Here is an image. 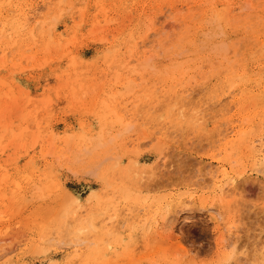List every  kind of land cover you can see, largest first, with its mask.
<instances>
[{
    "label": "rangeland",
    "instance_id": "374dc122",
    "mask_svg": "<svg viewBox=\"0 0 264 264\" xmlns=\"http://www.w3.org/2000/svg\"><path fill=\"white\" fill-rule=\"evenodd\" d=\"M0 95V264H264L262 156L222 148L264 137V0H0Z\"/></svg>",
    "mask_w": 264,
    "mask_h": 264
},
{
    "label": "bare ground",
    "instance_id": "6f19581e",
    "mask_svg": "<svg viewBox=\"0 0 264 264\" xmlns=\"http://www.w3.org/2000/svg\"><path fill=\"white\" fill-rule=\"evenodd\" d=\"M228 3V2H227ZM226 3V4H227ZM226 6V5H225ZM229 6V5H228ZM227 7V6H226ZM221 8V7H220ZM220 8H219V10H220ZM231 9V8H230ZM222 10V9H221ZM224 11V10H223ZM223 13V12H222ZM226 13V12H225ZM228 13V12H227ZM227 13H226V15H227ZM26 15V14H25ZM27 18V17H26ZM223 18V17H222ZM25 20H27V19H25ZM104 22V21H103ZM98 26V25H97ZM148 38V37H147ZM147 38L143 41V42H145L146 40H147ZM139 44V43H138ZM134 47V46H133ZM148 49V48H147ZM113 50V49H112ZM137 51V50H136ZM135 53V52H134ZM139 56V55H138ZM131 57V56H130ZM130 57H128V58H130ZM126 62V61H125ZM98 86V85H97ZM189 86V85H188ZM198 93V92H197ZM97 94V93H96ZM110 94V93H109ZM1 96V95H0ZM97 97V96H96ZM192 97H194V95L192 96ZM99 98V97H98ZM95 100V99H94ZM189 100V99H188ZM188 103V102H187ZM185 104V103H184ZM219 104V103H218ZM182 105V104H181ZM220 105V104H219ZM189 106V105H188ZM198 107V106H197ZM196 107V108H197ZM214 107V106H213ZM210 108V107H209ZM212 108V107H211ZM210 108V109H211ZM194 110H195V114H193V115H191V117H192V119H193V121L195 122V121H199V120H202L201 118L203 117H200L199 116V114H201V113H199V112H201L204 108H202L201 110L199 109V107L197 108V110L195 109V108H193ZM198 109L200 110V111H198ZM213 109V108H212ZM205 110H206V112L208 111L207 109H206V107H205ZM185 110H182L181 108L179 109V112H177V113H179L180 115H182V116H184L185 117V115H187L185 112H184ZM198 111V112H197ZM191 112V111H190ZM205 112V111H204ZM204 114V113H203ZM138 115V114H137ZM202 115V114H201ZM205 115V114H204ZM178 117V116H177ZM190 117V116H189ZM205 117V116H204ZM245 117V116H244ZM170 118V117H169ZM200 118V119H199ZM206 118V117H205ZM246 118H243V121L244 122H246V120H245ZM171 120V119H170ZM204 121H205V119H203ZM202 120V121H203ZM192 121V120H191ZM200 123H201V121H199ZM126 123V122H125ZM200 123H199V125H200ZM205 123V122H204ZM231 123V122H230ZM247 123V122H246ZM129 124V123H128ZM195 124L196 125H198V122H195ZM194 124V125H195ZM251 124V123H250ZM205 125H206V123H205ZM102 126V125H101ZM129 126H130V124H129ZM232 126V125H231ZM234 126V125H233ZM197 127V126H196ZM221 127H222V124H221ZM4 129V128H3ZM230 129V128H229ZM243 129H244V127L243 126H241L238 130H234V133L230 136V138L227 140V142L225 143V145L222 147L223 148V151L224 152H227L228 154H230V153H232L233 154V151L234 150H237L239 147H238V145H240V144H242L243 143V145H241L240 147L243 149H247V151L249 150V154H254V156H257V155H260V156H262V161L260 162V166H259V168H258V172H259V174L260 175H262V176H264V137H262V136H259V137H257V138H250V139H247V140H244V139H242V137H243V135H244V131H243ZM11 130V129H10ZM247 130V129H246ZM250 130H251V128H250ZM221 131V130H220ZM229 132V131H228ZM14 133H16V132H14ZM20 133V132H19ZM22 133V132H21ZM156 133V132H155ZM225 133V132H224ZM245 133H246V131H245ZM253 133V132H252ZM166 134V133H165ZM14 135V134H13ZM43 135V134H42ZM247 135V134H246ZM19 136V135H18ZM223 136V135H222ZM15 138V137H14ZM149 138V137H148ZM222 138V137H221ZM221 138H220V140H221ZM246 139V138H245ZM223 140V139H222ZM243 140V141H242ZM242 142V143H241ZM143 144V143H142ZM141 143H134V142H130V145H133V147H135V146H137V145H142ZM160 146H162L161 144H160ZM122 147H123V145H122ZM141 147V146H140ZM164 147V146H163ZM162 147V148H163ZM138 148V147H137ZM161 148V149H162ZM166 149V148H165ZM164 149V150H165ZM175 149V148H174ZM130 150V149H129ZM139 150V149H138ZM163 150V151H164ZM169 150V149H168ZM134 151H137L136 150V148H134ZM165 151H167V150H165ZM243 151V150H242ZM161 152H162V150H161ZM246 152V151H245ZM219 153V152H218ZM217 153V154H218ZM222 153V152H221ZM176 154H178V153H176V151H173L172 149L171 150H169V151H167L166 153H164V158H166V157H168L169 158V161H170V159L172 158V159H174V157H176ZM214 155V160H213V162L214 163H217L218 165H220V167H221V172H222V177L221 178H219L218 180H216L215 181V186H214V192H217V193H219V195H220V198L222 199V202L224 203V204H226V203H230V198L233 196V194H235V193H237V191H236V189L238 188V185L240 184V182L241 181H243V178H244V180H245V178L246 177H243V174H245V169H242V170H235V171H229L228 170V164L231 162H229V156H227V157H218V155ZM227 154V155H228ZM242 154V153H241ZM163 157V156H162ZM239 157V156H238ZM168 158H167V161H168ZM163 160V159H162ZM179 160H181L180 158H179ZM186 160V159H185ZM158 161V160H157ZM182 161H180V164H181V167H182V165L185 167L186 166V163L184 164V163H181ZM186 162V161H185ZM233 162V161H232ZM165 163L167 164V162L165 161ZM169 163V162H168ZM240 163V162H239ZM179 164V165H180ZM211 164V163H210ZM231 164V163H230ZM158 165H160L158 162H157V164L155 165L154 164V166H151L150 168H146L147 170H143L142 172H141V174H140V178H139V182H141L140 184L141 185H145V186H147L148 187V185H151V181H150V184L149 183H147V185H146V182H147V180L149 179H151L152 177V175H153V171L155 170V168L156 167H158ZM156 166V167H155ZM181 167H178V168H181ZM184 167H182V168H184ZM209 167H210V165H209ZM208 167V168H209ZM213 167V166H212ZM186 168V167H185ZM129 169V168H128ZM235 169V168H234ZM135 170V169H134ZM181 170H183V169H181ZM212 170V169H211ZM214 170V169H213ZM257 170V169H256ZM255 170V171H256ZM186 171V170H185ZM219 171V172H220ZM209 172V171H208ZM207 172V173H208ZM211 172V171H210ZM4 173V172H3ZM139 173V172H138ZM148 173H152L151 175H148ZM155 173V172H154ZM179 173V172H178ZM185 173V172H184ZM213 173V172H212ZM5 174H7L8 175V177H9V174L6 172ZM176 174H177V172H176ZM176 174L174 175L175 177H176ZM182 174V173H181ZM180 174V175H181ZM179 175V176H180ZM189 175V174H188ZM215 175V174H214ZM213 175V176H214ZM4 176H6V175H4ZM183 176V175H182ZM241 176H242V178H241ZM27 177V176H26ZM139 177V176H138ZM151 177V178H150ZM220 177V176H219ZM7 178V177H6ZM147 178V179H146ZM171 178V177H170ZM173 178V177H172ZM177 178H178V175H177ZM248 179V178H247ZM246 179V180H247ZM31 180V179H30ZM261 180V179H260ZM6 181V180H5ZM11 181V180H10ZM248 181V180H247ZM138 182V183H139ZM149 182V181H148ZM212 182V181H211ZM246 182V181H245ZM55 183V182H54ZM156 182L154 181V184H155ZM242 183V182H241ZM18 184V183H17ZM50 184V183H49ZM159 184V183H158ZM162 184V183H161ZM157 185V184H156ZM261 185V184H260ZM51 186H52V184H51ZM207 186H210V185H207ZM146 187V188H147ZM239 187H240V185H239ZM264 187V186H263ZM263 187H261V189H263ZM57 188V187H56ZM205 188V187H204ZM18 189V188H17ZM263 191H264V189H263ZM262 191V192H263ZM231 196V197H230ZM11 197V196H10ZM9 197V198H10ZM219 198V199H220ZM227 199H229V201L227 200ZM238 204V203H237ZM232 205V204H231ZM233 205H234V203H233ZM235 206L237 207L238 205H236L235 204ZM234 206V207H235ZM224 207H225V205H217L215 208H214V212H216V214L214 215V218L217 220V219H219V216H221V215H223V209H224ZM235 209V208H234ZM77 210V209H76ZM71 211V210H70ZM125 211H127V209L125 210ZM124 211V212H125ZM238 211H239V209H238ZM103 212V211H102ZM236 213H237V208H236V211H235ZM240 212V211H239ZM97 214V213H96ZM134 215V216H133ZM122 216V215H121ZM120 216V217H121ZM132 216L133 217H136V219H135V221H137L138 219H139V222L138 223H142V225L144 226V225H146L147 224V222H148V218L147 217H145V216H143L140 212H138L137 214H135L133 211L132 212H129L128 214H125V215H123L122 216V218L121 219H118V217L116 218V219H114V218H109L108 220H106V219H104L101 223H102V227H100L101 229H102V231H105V233L104 234H109V235H118L120 232H122L123 230V226L125 225V223L127 222V221H129V219L130 218H132ZM241 216V215H240ZM167 218V217H166ZM166 220V219H165ZM90 221V220H89ZM99 221V220H98ZM238 221H240V217L238 216V215H236V214H233L232 216H231V218L229 219V221L228 222H223V223H221V224H224V226H221V224H219V230H218V235H219V237H218V239H219V244L221 245V247H225V249L227 248H232L233 249V251H235L236 253L238 252V250H239V248H238V246H239V236H238V231H239V228H238V226H237V223H238ZM119 223V224H121V225H117L116 223ZM94 223H96V222H94ZM94 223H91L90 224V227H91V229H94L95 228V224ZM99 223H97V225H98ZM119 226V227H118ZM132 227V226H131ZM85 229L86 228H83V227H81V228H79L77 231H76V233L78 234V233H83L84 231H85ZM89 229V228H88ZM87 229V230H88ZM75 233V234H76ZM235 234V237H233V235ZM98 235H100V234H98ZM101 236V235H100ZM81 238L82 237H80V238H78V240H76V239H74L75 241H77V242H79V240H81ZM86 241V240H85ZM85 241H82L81 240V242H79L80 244H82V243H84ZM106 241V240H105ZM106 242H108V241H106ZM138 242V241H137ZM75 244H76V242H75ZM105 244V243H104ZM106 245V244H105ZM108 245V244H107ZM109 245H110V243H109ZM79 246V245H78ZM97 251V250H96ZM231 255H232V253H231ZM231 257V256H230Z\"/></svg>",
    "mask_w": 264,
    "mask_h": 264
}]
</instances>
